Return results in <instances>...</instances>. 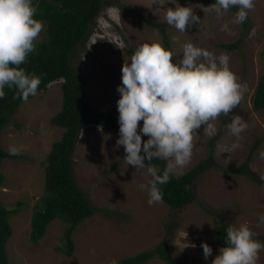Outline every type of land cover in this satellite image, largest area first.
<instances>
[{"label": "rangeland", "instance_id": "374dc122", "mask_svg": "<svg viewBox=\"0 0 264 264\" xmlns=\"http://www.w3.org/2000/svg\"><path fill=\"white\" fill-rule=\"evenodd\" d=\"M178 3L189 6L200 17L185 32H179L164 19L167 8L175 7L171 0H108L96 18L90 37L78 46L73 60L80 67L88 105L118 117L117 86L121 84V69L125 59L141 43L158 40L175 53V59L182 55V46L189 41L216 56L229 55L230 68L238 81L246 85V90L240 103L227 115L222 113L210 121L216 128L214 135L205 134L203 125L193 134L192 159L178 175L205 160L212 165L194 182L196 201L181 208H172L163 200L149 205L148 192L140 185L153 177L126 163L123 146L116 144L117 130L90 124L82 128L73 170L77 184L100 210L73 232L72 256L59 248L66 227L61 219L48 226L40 242H31L32 217L45 188L42 161L64 130L52 122L62 109L63 80L53 81L20 105L1 135L6 150L16 147L29 157L28 160L6 158L0 167L6 177L0 186V197L6 205L21 210L11 218L13 235L8 243L11 264H116L123 258L160 246L166 247L172 256L171 264H211L221 248L211 237L219 219L237 226L247 222L255 233L254 239L264 244V223L259 222V216L264 215V183L260 185L245 175L224 171L241 167L250 160L247 169L264 180V110L253 108L256 88L264 74V0H255L246 26L233 23L236 11L231 8L217 16L215 12L203 11L211 5L206 0H178ZM144 18L159 22L161 28L146 23ZM42 23L38 41L48 38L47 24ZM225 24L228 29L222 30ZM162 30L168 36L169 47ZM240 37L244 41L237 50L228 51L218 45ZM235 116L241 117L248 127L239 137L226 128L210 145L209 140L223 128V120L227 126ZM224 148L230 151L225 152ZM203 243L212 248L207 259ZM144 264L170 263L158 256ZM258 264H264V250L259 253Z\"/></svg>", "mask_w": 264, "mask_h": 264}, {"label": "clouds", "instance_id": "9594fccd", "mask_svg": "<svg viewBox=\"0 0 264 264\" xmlns=\"http://www.w3.org/2000/svg\"><path fill=\"white\" fill-rule=\"evenodd\" d=\"M171 2L175 7H168L164 16L168 25L185 32L190 24L199 22L200 17L192 8L181 6L178 0ZM232 7L238 9L233 23L240 24L255 7V0H215L203 11L220 16ZM35 12L33 0H0V99L5 97V86L14 88V98L24 102L37 94L40 77L20 67L34 51V42L43 30V23L35 18ZM227 29V24L222 26V30ZM174 55L158 40L141 43L125 59L121 84L117 86L120 98L116 144L123 146L128 165L145 170L153 177L140 185L148 192L149 205L162 202L159 185L168 183L172 175L180 174L190 163L194 132L203 125L205 134L214 135L216 128L210 121L222 113L227 115L240 103L246 90V85L231 70L227 53L216 56L189 41L183 44L179 58L174 60ZM247 127L239 116L227 125L236 137ZM143 136L148 139L144 140ZM9 151L16 155L19 150L12 147ZM154 159L165 161L162 174L152 164ZM259 222L264 223V215L259 216ZM254 236L247 222L229 225L226 246L219 249L211 264H258L264 244ZM201 246L207 259L212 248L207 243Z\"/></svg>", "mask_w": 264, "mask_h": 264}, {"label": "trees", "instance_id": "16d2710c", "mask_svg": "<svg viewBox=\"0 0 264 264\" xmlns=\"http://www.w3.org/2000/svg\"><path fill=\"white\" fill-rule=\"evenodd\" d=\"M207 3H214L215 0H206ZM108 0H33L36 9L35 18L47 24L48 38L36 40L35 49L30 52L22 67L27 73H35L40 77L41 83L37 94L44 90L48 84L56 80H63L62 109L52 118V122L63 128L62 138L52 144L42 166L45 170L44 193L38 198L35 212L32 217V231L29 240L33 243L40 242L48 229V226L55 220L61 219L65 224V235L62 247L63 252L72 256L75 250L72 234L83 221L91 218L100 209L92 204L87 193L77 184L73 170V154L81 135L84 125L97 124L104 128H113L119 134L118 117L98 112L88 105L85 99V84L80 72V67L75 64L73 57L78 46L86 41L100 14L103 6ZM237 12L236 7L231 8ZM145 22L153 27L161 28V24L152 19L144 18ZM247 25V19L243 22ZM164 42L170 46L168 36L164 30ZM243 37L234 42L219 43L220 47L228 51L241 48ZM175 60V56L173 57ZM5 97L0 99V167L6 158L28 160L29 157L21 151L12 155L1 144V135L7 125L10 124L13 116L20 105L24 102L14 98L15 89L5 86ZM36 94V95H37ZM35 95V96H36ZM35 96H30L28 99ZM253 108L257 111L264 110V74L260 77L253 98ZM223 128L209 140L214 142L226 130L225 121ZM144 140H147L143 137ZM252 148L251 152H254ZM249 161L241 167L224 170L236 175H245L257 184H263L264 180L250 173L247 169ZM148 163V161H146ZM152 164L162 174L165 161L154 159ZM209 160L196 164L189 171L182 175H172L169 182L159 185L163 193V201L172 208H181L196 201L197 196L193 185L195 180L211 169ZM6 180L0 170V186ZM21 206V203H18ZM6 205L0 197V264H11L8 254V243L13 235L11 224L12 216L19 211L18 207ZM229 223L219 219L212 231V239L221 247L226 246V231ZM164 258L168 263H173V258L166 247H157L153 250L140 252L136 255L123 258L116 264H144L156 257Z\"/></svg>", "mask_w": 264, "mask_h": 264}]
</instances>
